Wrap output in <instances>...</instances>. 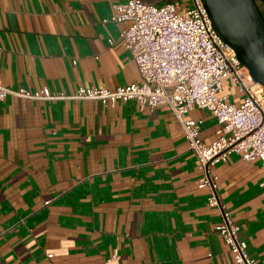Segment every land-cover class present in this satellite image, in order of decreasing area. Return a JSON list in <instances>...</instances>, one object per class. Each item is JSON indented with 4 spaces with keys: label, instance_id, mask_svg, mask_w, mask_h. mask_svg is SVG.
Returning a JSON list of instances; mask_svg holds the SVG:
<instances>
[{
    "label": "crops",
    "instance_id": "1",
    "mask_svg": "<svg viewBox=\"0 0 264 264\" xmlns=\"http://www.w3.org/2000/svg\"><path fill=\"white\" fill-rule=\"evenodd\" d=\"M122 1L0 0V84L66 95L0 99V264L233 261L172 110L68 96L140 79L118 38L126 22L103 20ZM218 93L235 103L244 96L230 74ZM188 115L201 120L203 142L217 136L209 110ZM211 170L248 253L264 264V164L231 152Z\"/></svg>",
    "mask_w": 264,
    "mask_h": 264
},
{
    "label": "built area",
    "instance_id": "2",
    "mask_svg": "<svg viewBox=\"0 0 264 264\" xmlns=\"http://www.w3.org/2000/svg\"><path fill=\"white\" fill-rule=\"evenodd\" d=\"M112 8L103 20L126 22L118 38L131 52L140 79L114 88L81 85L68 96L96 99L106 107L128 99H136L147 110L166 104L178 120L188 148L197 156L199 176L195 181L197 186L208 188L206 204L219 208L215 230L232 253L231 264H256L246 241L238 235V223L219 198L211 166L231 152L247 160L257 157L264 164V87L252 79L234 49L215 31L201 0H190L183 9L170 0L160 4L124 0ZM228 74L244 92L239 103L218 93L222 78ZM7 94L29 98L66 96L47 88L31 91L0 84V99ZM193 106L209 110L220 123L210 143L200 138L201 120L188 115ZM112 258L106 257L98 264H111Z\"/></svg>",
    "mask_w": 264,
    "mask_h": 264
},
{
    "label": "water",
    "instance_id": "3",
    "mask_svg": "<svg viewBox=\"0 0 264 264\" xmlns=\"http://www.w3.org/2000/svg\"><path fill=\"white\" fill-rule=\"evenodd\" d=\"M264 4V0H259ZM215 31L264 87V14L256 0H201Z\"/></svg>",
    "mask_w": 264,
    "mask_h": 264
},
{
    "label": "trees",
    "instance_id": "4",
    "mask_svg": "<svg viewBox=\"0 0 264 264\" xmlns=\"http://www.w3.org/2000/svg\"><path fill=\"white\" fill-rule=\"evenodd\" d=\"M256 1H257V3H258L259 7L261 8V11H262L263 14H264V6L262 5V3H261L259 0H256Z\"/></svg>",
    "mask_w": 264,
    "mask_h": 264
},
{
    "label": "rangeland",
    "instance_id": "5",
    "mask_svg": "<svg viewBox=\"0 0 264 264\" xmlns=\"http://www.w3.org/2000/svg\"><path fill=\"white\" fill-rule=\"evenodd\" d=\"M262 3V2H261ZM262 5L264 6V4L262 3Z\"/></svg>",
    "mask_w": 264,
    "mask_h": 264
}]
</instances>
